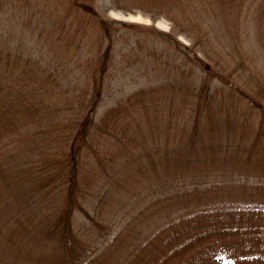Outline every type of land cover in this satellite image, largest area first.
I'll list each match as a JSON object with an SVG mask.
<instances>
[{"label": "trees", "instance_id": "obj_1", "mask_svg": "<svg viewBox=\"0 0 264 264\" xmlns=\"http://www.w3.org/2000/svg\"><path fill=\"white\" fill-rule=\"evenodd\" d=\"M84 1L52 0L42 4L40 0H11L7 5L16 13V21H10L9 26L4 23L9 19L8 14L3 17L0 13L1 34L7 28L13 35L10 38L19 37L22 43L29 30L20 26V22L29 18L32 20L30 26L37 28V39L53 36L52 42L67 53L43 52V45L37 43H34L33 51L25 52L14 48L18 44L12 45L13 41L0 42V90L4 79L20 81L21 87L32 89L35 96L41 97L48 113L57 116L60 122V130L55 135L58 146L50 154L45 153L35 170L38 174L48 172L42 186L56 190L62 196V206L48 229L55 234L58 245L71 252L73 212L75 209L86 212L80 203L90 187L84 170L90 171L92 176L91 172L104 161L117 160L116 157L123 155L133 159V165L126 166L125 179L130 178L134 187H137L138 177L144 176L151 178L148 187L171 180L186 182V178L207 172L218 181L210 183L206 190L196 188L192 196H189L190 192L183 195L185 198L176 194L177 202L170 207L174 216L170 217L166 212L158 227L144 236V241L133 242L137 251L134 253L135 250L129 247L121 252L117 264H185L190 255L194 259L186 264H206L209 258L229 261L227 259L239 256L235 253L241 246L232 245L237 239L251 247L243 254L264 260V181L254 183L251 188L239 183L230 186L225 183L236 170L245 171V176L255 174V171L264 172V159L252 160L255 154L250 151L242 154L246 147L240 146L246 141L239 139L234 149L227 148L229 137L225 133L244 131L249 125L245 118L255 109L260 108L261 118H264V73L259 71L256 63L246 61L238 47L232 46L229 50L226 35L218 34V28L209 21L211 14L223 17L229 2L218 0L215 8L207 0H128L132 7L153 18L162 16L171 21V32L150 25L144 27L143 35L147 38L144 43L152 51L151 48L157 47L155 42L163 40L162 55H166L167 60L173 55V65L180 78L165 84L160 81L139 87L97 116L96 109L109 69L108 43L116 38L119 29L136 24L97 16ZM63 4L65 11L59 8ZM83 21L95 23L99 37L108 39L103 50L93 51L94 40L90 42L87 29L79 33L85 27H81ZM219 29L226 30L224 22ZM177 34H184L192 43H181ZM136 43L140 46L142 40L138 39ZM199 52L212 63L208 65ZM184 77H189L187 86L181 79ZM192 99L191 106L188 101L192 103ZM0 103H5L1 94ZM232 108L233 118L220 117L221 112L230 113ZM240 112L245 118L238 116ZM163 113L170 118L165 121L170 125L173 116L181 117L175 119L178 135L177 145H172V149L169 148L172 138L168 130L159 128ZM219 131L222 134L217 137ZM155 132L164 134L163 150L158 149V144H149L151 148L147 146L143 151L145 138L159 141L160 135ZM48 138H42L43 144L50 143ZM114 146L117 150L112 149ZM138 146L139 151L131 154ZM121 148L126 151H120ZM241 154L244 155L243 162ZM91 160L95 163L93 167ZM106 178L107 182L111 181L108 172ZM188 190L190 188L183 187L176 191ZM207 195L214 196L201 202L200 198ZM167 197L164 196V202Z\"/></svg>", "mask_w": 264, "mask_h": 264}, {"label": "rangeland", "instance_id": "obj_2", "mask_svg": "<svg viewBox=\"0 0 264 264\" xmlns=\"http://www.w3.org/2000/svg\"><path fill=\"white\" fill-rule=\"evenodd\" d=\"M1 1L0 13L3 17L8 14L9 19H5L4 23L9 26L10 21H16V13L8 8V1L11 0ZM36 1L33 0V2ZM40 1L45 4L52 0ZM207 1L216 8L218 0ZM84 2L89 3L96 15L104 19L136 24L134 27L116 30V38L112 43H108V39L99 37L100 32L95 23L83 21L81 24V27H85L79 33H84L87 29L91 38L90 42L94 40V45L91 47L94 52H99L106 47L107 43L110 44L108 47L109 69L96 109L97 116L103 109L112 106L118 99L139 87L160 81L165 84L173 81L174 78H180L173 65V55L169 56V60L166 55H162L164 54L161 51L163 40L155 42L157 47L151 48L155 51H151L144 43L147 41L146 36L143 35L144 27L150 25L159 30L171 32L173 31L171 21L162 16L153 18L147 12L132 7L128 0H85ZM224 2H229L226 4L229 7L225 9L223 16L225 20L221 15L211 14L210 23L218 28L216 30L218 34L226 35L225 41L229 50L232 46L238 47L245 54L246 61L251 64L256 63L259 71L264 73V0H224ZM64 4L66 6V3ZM64 4L60 5L61 10L65 9ZM24 21V23L20 22V26L28 27L29 32L22 43L19 37L10 38L13 35L7 28L2 31V34L0 33V42L13 41L12 45L18 44L14 48L18 47L25 52L33 51L34 43H37L39 46L43 45V52L67 54L59 50L57 43L52 42L53 36L37 39V28L34 25L30 26L32 20L24 18ZM223 22L226 30L222 31L219 26ZM34 23L37 24L35 20ZM176 37L186 45L192 43L191 39L184 34H177ZM138 39L142 40L140 46L136 43ZM198 54L206 59L208 65L212 63V60L205 57L203 53ZM181 79L186 82L185 86L190 83L189 77ZM19 82L4 79L0 90L5 101L0 103V258L2 264H117L118 259H121L119 258L121 252L129 247L135 250L134 253L137 251L138 248L133 242L144 241V236L150 235L151 231L158 227L160 221L165 218L166 212H169L170 217L174 216L170 207L177 202L176 194L185 198L186 196L183 195L190 192L189 196H192L191 193L196 188L206 190L211 186L210 183L218 181L217 179L214 181L212 175L207 172L186 178V182L171 180L166 183H153L152 187H148L151 178L144 176L138 177L137 187H134L131 186L130 178L125 179L127 167L133 165V159L124 158L123 155L116 157L117 160L104 161L96 171L91 172L92 176L90 171L84 170L90 187L87 188L89 192L85 193L80 203L86 212L79 209L73 212L71 252L69 253L65 247L58 245L55 234L48 230L62 206V196L58 191H51L42 186L41 182L47 178L48 172L46 175L45 171L35 173L41 164V159L58 146L55 135L60 130L58 128L60 122L56 119L57 116L48 113L41 97L35 96L36 92L21 87ZM188 103L192 106L193 99L192 103L189 101ZM225 113L221 112L220 117L235 116L233 108L230 109V113L227 111ZM240 113L238 116L241 119L245 118V115ZM165 116L166 114L163 113V122L159 128L161 131L165 128L168 130L172 138L169 148L172 149L171 147L177 145L176 126L178 125L175 119L181 117L173 116V122L170 125L168 122L165 123L167 119H170ZM261 117V109H255V112L245 118L249 125L244 131L238 129L236 134L231 131L225 133L229 137L227 148L234 149L237 146L236 142L242 139L246 141L245 145L240 146V148L246 147L242 154L250 151L251 154H255L252 160L264 159V118ZM155 134L160 135L159 141L156 138H145V143H142L143 151L149 144L153 146L158 144V149L163 150L164 134L162 132L159 134L155 132ZM221 134L220 131L217 132V137ZM45 136L49 137V144H43L42 138ZM180 145L183 146V143ZM240 148L238 146V151L241 153ZM112 149H116L115 146ZM139 149V146L135 150L132 149L131 154L134 155ZM124 150L125 148H121L120 151ZM240 158L243 162L244 155ZM125 161L131 163L128 164ZM91 164L93 167L95 163L91 160ZM106 172L109 173L111 181L107 182ZM224 172L227 174L225 169ZM245 175V171L236 170L231 178L225 179V183L229 186L239 183L251 188L254 183L264 181V172L255 171V174ZM183 187L190 190L176 191ZM165 195L168 196L167 202H164ZM213 196H203L200 201H209ZM189 204L192 207V203ZM232 245L236 248L241 246L235 253L239 256L227 259L229 261L209 258L205 263L264 264V260L254 258L255 255L243 254L251 247H248L245 242H240V239L234 241ZM189 257H186V263H191L194 259L191 255Z\"/></svg>", "mask_w": 264, "mask_h": 264}]
</instances>
